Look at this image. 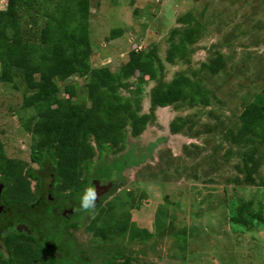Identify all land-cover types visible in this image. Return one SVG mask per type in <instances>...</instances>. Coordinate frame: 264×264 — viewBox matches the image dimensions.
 I'll return each instance as SVG.
<instances>
[{"label": "rangeland", "instance_id": "1", "mask_svg": "<svg viewBox=\"0 0 264 264\" xmlns=\"http://www.w3.org/2000/svg\"><path fill=\"white\" fill-rule=\"evenodd\" d=\"M39 1L43 7V0ZM5 7L6 1L1 0L0 9ZM184 14L198 21V39L191 59L187 58L189 62L169 64L165 56L170 33L180 26L177 19ZM40 18L37 26L30 16L21 21L22 27L31 31L29 38L33 42L40 40L37 29L45 22L44 17ZM90 23L94 66L108 65L117 71L132 48L156 44L166 65L164 78L171 80L184 71L201 83L212 101L208 107L183 104L158 108L156 120L145 132L138 138H129L123 154L131 151L127 160L131 162L122 177L116 169L110 178H104L102 183L108 188L96 202H114L132 192L134 201L139 197L142 206L134 209L133 197L126 196L125 210L152 236L143 242H130L127 237L119 247H126L145 264H264V224L251 220L249 225L232 219L238 198L253 202L247 208L252 215L264 213V187L236 181L243 177L237 167L241 164L239 148L225 139L244 107L264 90V0H91ZM118 29L124 31L123 35L108 39ZM217 55L224 56L225 65L214 75L201 66ZM56 81L62 89L61 97L67 95L65 87L74 84L76 101L86 98V79L72 76ZM15 85L0 84L1 139L9 157L38 168L30 160L31 133L23 128L34 110H24L22 106L28 90L21 77H17ZM154 85L150 81L144 86L143 113L150 111L149 91ZM208 111L214 115H208ZM181 116L191 117V128L174 134L169 124ZM104 157L107 163L119 158L110 152ZM98 159L95 158L96 165ZM263 173L264 162L256 179ZM31 183L34 188L36 180L31 179ZM88 220L89 215L84 216L77 220L80 226L72 228L74 264H78L75 258H92L93 264H100L99 254L111 247L101 245L85 231ZM9 230L20 232L24 227L14 225ZM28 233V239L37 236L33 231ZM0 264H10V260H0Z\"/></svg>", "mask_w": 264, "mask_h": 264}, {"label": "trees", "instance_id": "2", "mask_svg": "<svg viewBox=\"0 0 264 264\" xmlns=\"http://www.w3.org/2000/svg\"><path fill=\"white\" fill-rule=\"evenodd\" d=\"M5 1L6 7L0 9V84L16 86L17 77H21L27 87L22 106L34 113L22 127L32 136L30 160L39 165L35 168L24 160L9 157L0 135V182L5 185L4 198L13 205L14 215L29 216L37 235L28 239L13 234L6 241L12 257L10 264H74L72 228L79 227L77 220L88 215L85 231L101 245L111 246L99 254L100 264H145L126 247H119L127 237L130 242L137 239L143 242L152 236L125 210L126 196L133 197L131 206L136 210L142 206L139 197L134 201L132 192H126L123 198L101 202L94 211L85 213L79 209V194L92 179L110 178L116 169L122 177L131 162L127 161L131 151L123 154L129 138H138L145 132L156 120L158 108L211 105L201 83L184 71L171 80L164 78L165 62L190 61L198 39V21L191 14L177 19L180 26L171 30L165 62L156 44L134 47L128 59L114 71L108 65L94 66L91 61L94 52L90 40L91 0H43V7L39 0ZM27 16L34 26L39 25L40 17L45 18L44 25L37 29L41 33L38 42L31 41V31L28 33L21 25ZM123 33L122 29L113 30L108 39ZM224 65V56L217 55L201 67L216 75ZM72 76L86 79V98L81 102L75 99L74 84L65 87V97L60 95L62 89L56 79L68 80ZM132 79L137 82H131ZM150 81L155 82L149 91L150 111L143 113L144 86ZM192 122L191 117L181 116L170 122L169 129L178 134L191 128ZM225 139L239 148L241 164L237 167L243 177L236 181L264 187V173L256 179L264 162V90L244 107ZM107 152L119 158L107 163L104 157ZM31 179L36 180L34 188ZM252 203L238 198L232 219L249 225L254 220L264 224V213L252 215L247 211ZM56 205L74 211L64 216L54 210ZM75 259L78 264H93L92 258Z\"/></svg>", "mask_w": 264, "mask_h": 264}, {"label": "flooded vegetation", "instance_id": "3", "mask_svg": "<svg viewBox=\"0 0 264 264\" xmlns=\"http://www.w3.org/2000/svg\"><path fill=\"white\" fill-rule=\"evenodd\" d=\"M37 164V163H36ZM39 168V165H38ZM103 179H98L94 178L92 179V183L96 188L97 191V196L107 190L108 186L104 185ZM0 188H1V193H0V260H10L12 257L9 254V250L6 246V241L9 240V238L13 234H21L24 237L26 234L30 231H33L31 228V220H29V216L25 215L20 217H17L14 215V210H13V205L9 204L10 202L4 198L3 191L5 188L4 183L0 182ZM51 200H54L53 197L49 195ZM55 211H58L60 213H63L64 216H69L70 213H72V208L70 209H65L62 207V205H56L54 207ZM62 211V212H61ZM23 224L24 230L20 232H15L12 231L10 232V228H12L14 225H20ZM34 232V231H33ZM26 233V234H25ZM36 233V232H35ZM29 234V233H28Z\"/></svg>", "mask_w": 264, "mask_h": 264}, {"label": "clouds", "instance_id": "4", "mask_svg": "<svg viewBox=\"0 0 264 264\" xmlns=\"http://www.w3.org/2000/svg\"><path fill=\"white\" fill-rule=\"evenodd\" d=\"M97 191L91 182L85 185L79 194V209L85 213L95 210L97 204Z\"/></svg>", "mask_w": 264, "mask_h": 264}, {"label": "water", "instance_id": "5", "mask_svg": "<svg viewBox=\"0 0 264 264\" xmlns=\"http://www.w3.org/2000/svg\"><path fill=\"white\" fill-rule=\"evenodd\" d=\"M0 193H1V188H0Z\"/></svg>", "mask_w": 264, "mask_h": 264}]
</instances>
